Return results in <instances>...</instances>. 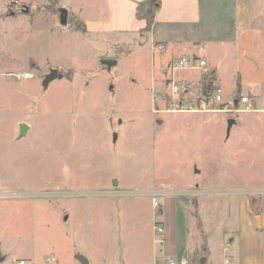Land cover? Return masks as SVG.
Instances as JSON below:
<instances>
[{"label":"rangeland","instance_id":"1","mask_svg":"<svg viewBox=\"0 0 264 264\" xmlns=\"http://www.w3.org/2000/svg\"><path fill=\"white\" fill-rule=\"evenodd\" d=\"M26 1L32 7L42 2ZM8 2L0 0L1 264L20 258L48 264L51 256L57 264H86L78 255L99 264L102 243L113 239L121 248L128 242L120 235L122 229H132L130 217L114 221L104 212L127 216L137 201L144 209L152 204L138 194L110 195L118 190L264 186V22L248 36L241 33L238 43L221 35L214 45L199 50L216 67L206 92L200 78L213 65L205 56L187 55L204 58L206 71L180 69L174 74L180 85L189 79L191 95L219 87L224 102L246 96L249 108L240 104L246 110L168 111L169 79L161 73L168 66L161 68L148 47L90 40L82 49L91 56L79 61L55 33V27L64 28L59 18L43 10L3 16L8 15ZM68 2L58 0L55 6ZM96 53L100 57L94 58ZM102 59L116 63L107 67ZM57 65L74 67L72 79L57 77L44 89L42 71ZM26 71L34 76H13ZM229 117L236 124L227 136ZM20 121L30 123L22 137ZM114 180L117 185L111 186ZM108 200L122 201L125 208L108 206Z\"/></svg>","mask_w":264,"mask_h":264},{"label":"crops","instance_id":"2","mask_svg":"<svg viewBox=\"0 0 264 264\" xmlns=\"http://www.w3.org/2000/svg\"><path fill=\"white\" fill-rule=\"evenodd\" d=\"M21 1L29 7L27 13L3 16L35 15L43 10L59 18L60 7L55 6L58 0H42L34 7L32 2ZM148 1L158 4L149 28L146 19L136 14L138 5ZM65 8L68 10L67 23L62 25V30L58 27L54 30L57 36H63L61 44L66 41L67 52L72 58L79 61L88 59L90 51L82 49V46L85 43L89 45L90 40L96 44H136L148 47L151 58L157 56L160 60L161 68L178 56L203 55L198 53L199 50L214 45L221 35L237 42L241 33L248 36L252 29L261 28L264 22V0H69ZM77 20L80 21V28L75 26ZM243 41L247 44L248 37ZM77 45L80 48L76 49ZM157 45H162V50ZM97 57L100 55L96 53L94 58ZM205 57L216 74L214 62ZM2 62L0 58V65ZM64 68L56 67L61 72L74 70V67ZM50 69L42 71V76ZM161 73L168 79L165 69ZM24 74L34 76L32 71ZM157 83L153 78L152 88ZM114 185L117 183L111 186ZM161 190L170 194L159 198L160 210L153 204L144 209L137 201L132 207L133 212L127 216L122 212H104L109 214V220L114 221L130 217L132 229H122L120 235L127 237L128 242L121 248L114 246L113 239L102 243L98 249L103 254L99 264H167L170 258H185L194 264H264V186L255 188L232 183L200 189L198 196L185 198L172 195L187 194L188 190ZM104 203L111 207L119 206L120 210L125 208L122 201L108 200ZM156 222L164 227L163 244L156 240ZM0 256L1 264L5 255L0 252ZM19 260L36 264L30 259ZM47 263L57 264L56 257L47 258ZM85 263L90 264L87 259Z\"/></svg>","mask_w":264,"mask_h":264},{"label":"built area","instance_id":"3","mask_svg":"<svg viewBox=\"0 0 264 264\" xmlns=\"http://www.w3.org/2000/svg\"><path fill=\"white\" fill-rule=\"evenodd\" d=\"M26 4L21 0H10L7 4V10L9 12H20L22 8L25 7ZM159 50H162V45H157ZM168 72L170 76L168 77L169 82V93H168V111H190V112H207V111H242L246 110V108L239 107L240 104L247 106L250 105V100L246 96L240 97L239 100H229L224 102V98L222 96V90L219 87H216L212 91H208L205 94L199 93L191 95L190 87L188 86V82L184 85H180L178 81L174 79V74L177 70L180 69H203L207 70V62L205 59H197L195 57L188 56H178L175 60H171L168 64ZM167 72V73H168ZM168 75V74H167ZM14 77L20 79L22 77H27V74L14 73ZM206 92V90H205ZM228 105V106H226ZM187 194H196L201 193L200 189H192L186 191ZM115 194H138L142 196H147L151 199L153 206L160 210V202L159 198L162 196H166L170 194L165 190H143V191H122L118 190V193ZM156 240L160 244H163L165 241V232L164 227L160 222H156ZM53 261L54 258H51ZM14 264H26L25 260H18ZM167 264H194L193 262L188 261L185 258L176 260L173 258L168 259Z\"/></svg>","mask_w":264,"mask_h":264},{"label":"water","instance_id":"4","mask_svg":"<svg viewBox=\"0 0 264 264\" xmlns=\"http://www.w3.org/2000/svg\"><path fill=\"white\" fill-rule=\"evenodd\" d=\"M28 7L25 5L24 8L20 10L19 13H27ZM67 17H68V10L65 7H61L59 9V20L62 25H65L67 23ZM101 63L106 65L107 67L112 66L116 63L115 60L112 59H102ZM58 77V70L56 68H51L42 78V87L46 89L48 87V84L51 80ZM236 122V119L234 117L227 118V128H226V135L228 136L230 129L232 125ZM28 129V125L26 123H20V134L19 136L22 137L25 135L26 131ZM116 180H114L113 184H116ZM78 260L82 263L86 262V259L82 255L77 256ZM0 260H2V257L0 256Z\"/></svg>","mask_w":264,"mask_h":264},{"label":"trees","instance_id":"5","mask_svg":"<svg viewBox=\"0 0 264 264\" xmlns=\"http://www.w3.org/2000/svg\"><path fill=\"white\" fill-rule=\"evenodd\" d=\"M156 3L153 1H148L146 3L139 4L136 10V14L139 17H144L146 19V25L147 28L151 26L152 20H153V13L156 8ZM19 12H8L7 14H17ZM76 28H80V21L77 20L75 24ZM72 71L67 70L65 72L58 71V78L65 77L66 79L70 80L72 78ZM215 74V69H211L210 71L206 72L202 77L200 78L201 81V88L203 91H205L207 88L212 87L211 81L213 79V75ZM235 100H239L240 96H235Z\"/></svg>","mask_w":264,"mask_h":264}]
</instances>
